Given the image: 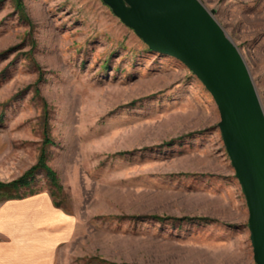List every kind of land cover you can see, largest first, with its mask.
Masks as SVG:
<instances>
[{
  "label": "rangeland",
  "instance_id": "rangeland-1",
  "mask_svg": "<svg viewBox=\"0 0 264 264\" xmlns=\"http://www.w3.org/2000/svg\"><path fill=\"white\" fill-rule=\"evenodd\" d=\"M200 1L264 111V0ZM20 2L0 0V173L20 177L43 151L60 187L38 170L0 201L47 191L71 214L55 264H255L219 111L194 72L102 0Z\"/></svg>",
  "mask_w": 264,
  "mask_h": 264
},
{
  "label": "water",
  "instance_id": "water-1",
  "mask_svg": "<svg viewBox=\"0 0 264 264\" xmlns=\"http://www.w3.org/2000/svg\"><path fill=\"white\" fill-rule=\"evenodd\" d=\"M156 52L185 63L210 92L245 196L255 264H264V111L235 43L200 0H102Z\"/></svg>",
  "mask_w": 264,
  "mask_h": 264
},
{
  "label": "crops",
  "instance_id": "crops-1",
  "mask_svg": "<svg viewBox=\"0 0 264 264\" xmlns=\"http://www.w3.org/2000/svg\"><path fill=\"white\" fill-rule=\"evenodd\" d=\"M21 173H0V180ZM72 231L71 214L56 205L47 191L2 200L0 264H55L56 249L71 238Z\"/></svg>",
  "mask_w": 264,
  "mask_h": 264
},
{
  "label": "trees",
  "instance_id": "trees-1",
  "mask_svg": "<svg viewBox=\"0 0 264 264\" xmlns=\"http://www.w3.org/2000/svg\"><path fill=\"white\" fill-rule=\"evenodd\" d=\"M18 7L20 8V10H22V4L20 2V0H18ZM2 54V53H0ZM41 77V74L39 75ZM39 77V78H40ZM36 92H38V89H35ZM48 140L47 137L45 138V141ZM172 140H169L167 142H163L160 145L157 146H164V145H168L171 144ZM132 152H135V150H129V151H118L116 153H111V156H122L125 154H132ZM38 170H43L45 175L48 177V179L51 181V183L57 188L60 187L59 183H58V179L56 176V172L46 163V159H45V153L43 151L40 152L37 161L31 165L28 169H26L24 171V173L16 178L13 179L11 181L8 182H3L0 181V191H2L3 188H8V189H16L18 187L21 186H26L29 182V179L33 177V174L38 171ZM54 203L56 205H58V203L54 200ZM59 206V205H58ZM174 218L176 220H182V219H189V220H198V219H205V218H198V217H171Z\"/></svg>",
  "mask_w": 264,
  "mask_h": 264
}]
</instances>
